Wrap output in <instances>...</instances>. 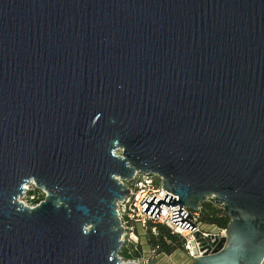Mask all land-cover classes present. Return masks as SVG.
Returning a JSON list of instances; mask_svg holds the SVG:
<instances>
[{"label":"water","instance_id":"1","mask_svg":"<svg viewBox=\"0 0 264 264\" xmlns=\"http://www.w3.org/2000/svg\"><path fill=\"white\" fill-rule=\"evenodd\" d=\"M137 173L177 197H147L153 218H230L193 264L262 263L264 0H0V264H136Z\"/></svg>","mask_w":264,"mask_h":264},{"label":"built area","instance_id":"2","mask_svg":"<svg viewBox=\"0 0 264 264\" xmlns=\"http://www.w3.org/2000/svg\"><path fill=\"white\" fill-rule=\"evenodd\" d=\"M129 188V195L122 201L118 203V214L123 227L122 240L124 242L123 249L128 250L130 253L137 251L139 245H141L140 234H146L151 231L157 234V226L162 225L170 228L175 234L181 236L185 241V251L188 256L194 260L196 257L201 256L200 243H197L195 235L200 232L203 234V239L209 236L217 237L219 240L226 238V229L214 228L211 232H206L202 229L201 224H199V213H193L190 210L181 208L187 215H190L191 219H187L195 229L193 231L187 229L183 230L180 225H176L171 221L173 218V211L180 210L179 206L168 208L164 204L161 206V214L158 218H153L150 215L144 213V209L147 204L142 203L148 197L147 203L151 201L153 197L163 201L165 195H169L176 198L171 193L163 189V179L156 175H144L137 173L131 182H122ZM28 196L31 202V208L39 206L46 197V194L37 188L34 184L26 187V192L22 198ZM20 199V202L22 200ZM211 202V201H210ZM23 203V202H22ZM201 210V209H200ZM212 240V243L215 240ZM209 245V244H207ZM155 251H151V255H154ZM144 257L137 258L128 262H135L136 264H148L147 260L144 261ZM261 264H264V259Z\"/></svg>","mask_w":264,"mask_h":264},{"label":"trees","instance_id":"3","mask_svg":"<svg viewBox=\"0 0 264 264\" xmlns=\"http://www.w3.org/2000/svg\"><path fill=\"white\" fill-rule=\"evenodd\" d=\"M199 214V224L203 226L226 229L230 222V218L225 214L224 210L216 206L213 201L203 204ZM145 237L147 240V253L150 259L157 258L160 255L171 256L176 252L185 251L184 239L166 226H157V234L149 231L145 234ZM142 247L141 243L137 251L132 253L123 249L120 256L126 261L141 258L142 255L145 256ZM151 251H155V254L151 255Z\"/></svg>","mask_w":264,"mask_h":264},{"label":"rangeland","instance_id":"4","mask_svg":"<svg viewBox=\"0 0 264 264\" xmlns=\"http://www.w3.org/2000/svg\"><path fill=\"white\" fill-rule=\"evenodd\" d=\"M21 202H23L28 207L32 205L28 196H25V198H22ZM201 226H202V229L206 232H211L214 229L213 227H209V226H203V225H201ZM140 241H141L142 246H143L142 247L143 251L145 252L144 261L147 260L148 264H193V260L188 256L186 251H179V252L172 254L171 256L160 255L157 258H151L150 259L149 255L147 253V251H148V248L146 245L147 240H146L145 234H143L142 232L140 234ZM122 260H123V258H122ZM123 261L127 262L128 260L127 261L123 260Z\"/></svg>","mask_w":264,"mask_h":264}]
</instances>
